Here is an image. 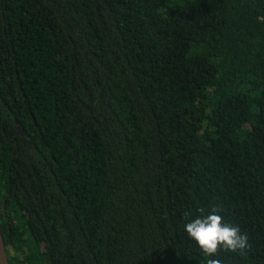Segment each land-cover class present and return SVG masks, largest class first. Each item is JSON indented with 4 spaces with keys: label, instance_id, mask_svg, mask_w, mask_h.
I'll use <instances>...</instances> for the list:
<instances>
[{
    "label": "trees",
    "instance_id": "1",
    "mask_svg": "<svg viewBox=\"0 0 264 264\" xmlns=\"http://www.w3.org/2000/svg\"><path fill=\"white\" fill-rule=\"evenodd\" d=\"M214 205L264 264V0H0L8 264H206Z\"/></svg>",
    "mask_w": 264,
    "mask_h": 264
},
{
    "label": "clouds",
    "instance_id": "2",
    "mask_svg": "<svg viewBox=\"0 0 264 264\" xmlns=\"http://www.w3.org/2000/svg\"><path fill=\"white\" fill-rule=\"evenodd\" d=\"M220 211L214 205L208 213L199 208L200 215L195 219H191L190 212H186L184 216L188 221L184 225L185 233L200 253L209 257L206 264H221L220 259L211 258L217 257L221 251L245 255L250 248L247 233H243L238 226L225 223Z\"/></svg>",
    "mask_w": 264,
    "mask_h": 264
},
{
    "label": "water",
    "instance_id": "3",
    "mask_svg": "<svg viewBox=\"0 0 264 264\" xmlns=\"http://www.w3.org/2000/svg\"><path fill=\"white\" fill-rule=\"evenodd\" d=\"M0 264H8L1 233H0Z\"/></svg>",
    "mask_w": 264,
    "mask_h": 264
}]
</instances>
